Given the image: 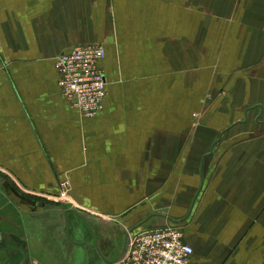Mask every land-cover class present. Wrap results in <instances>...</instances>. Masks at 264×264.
I'll use <instances>...</instances> for the list:
<instances>
[{"label": "crops", "instance_id": "crops-1", "mask_svg": "<svg viewBox=\"0 0 264 264\" xmlns=\"http://www.w3.org/2000/svg\"><path fill=\"white\" fill-rule=\"evenodd\" d=\"M84 43L91 117L53 65ZM0 219V264H110L162 226L198 264H264V0H0Z\"/></svg>", "mask_w": 264, "mask_h": 264}, {"label": "built area", "instance_id": "built-area-1", "mask_svg": "<svg viewBox=\"0 0 264 264\" xmlns=\"http://www.w3.org/2000/svg\"><path fill=\"white\" fill-rule=\"evenodd\" d=\"M103 54L101 45L84 43L73 45L53 60L59 93L83 117L95 115L102 107L105 81L98 61ZM66 186V180L57 183V200L66 201ZM191 252V247L181 242L176 226L126 231L123 250L110 264H198L190 259Z\"/></svg>", "mask_w": 264, "mask_h": 264}, {"label": "rangeland", "instance_id": "rangeland-1", "mask_svg": "<svg viewBox=\"0 0 264 264\" xmlns=\"http://www.w3.org/2000/svg\"><path fill=\"white\" fill-rule=\"evenodd\" d=\"M10 226H11V228L13 227L14 229H15V226H16V222L13 220V221H10ZM2 226V221H1V219H0V227Z\"/></svg>", "mask_w": 264, "mask_h": 264}]
</instances>
